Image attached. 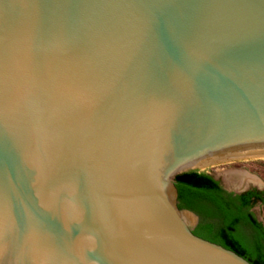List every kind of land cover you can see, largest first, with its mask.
Returning <instances> with one entry per match:
<instances>
[{
	"label": "water",
	"instance_id": "95a60500",
	"mask_svg": "<svg viewBox=\"0 0 264 264\" xmlns=\"http://www.w3.org/2000/svg\"><path fill=\"white\" fill-rule=\"evenodd\" d=\"M192 171L264 172V0H0V264H250Z\"/></svg>",
	"mask_w": 264,
	"mask_h": 264
},
{
	"label": "trees",
	"instance_id": "16d2710c",
	"mask_svg": "<svg viewBox=\"0 0 264 264\" xmlns=\"http://www.w3.org/2000/svg\"><path fill=\"white\" fill-rule=\"evenodd\" d=\"M178 209L199 217L193 234L234 252L250 264H264V229L249 212L250 197L225 191L206 173L175 177Z\"/></svg>",
	"mask_w": 264,
	"mask_h": 264
},
{
	"label": "rangeland",
	"instance_id": "374dc122",
	"mask_svg": "<svg viewBox=\"0 0 264 264\" xmlns=\"http://www.w3.org/2000/svg\"><path fill=\"white\" fill-rule=\"evenodd\" d=\"M227 174H234V175H240L242 176L246 181L244 184L236 183L233 180H228L226 178ZM209 176H212L218 183L222 185V187L240 191V189L245 188V190L251 189V188H257L260 190H264V172H241V173H208ZM238 184V185H237ZM241 184V185H240ZM244 190V189H243ZM256 218L264 223V208L256 207L253 210ZM190 216V215H189ZM188 218V224L191 229L195 228L196 226V220L194 217Z\"/></svg>",
	"mask_w": 264,
	"mask_h": 264
},
{
	"label": "flooded vegetation",
	"instance_id": "af4514ba",
	"mask_svg": "<svg viewBox=\"0 0 264 264\" xmlns=\"http://www.w3.org/2000/svg\"><path fill=\"white\" fill-rule=\"evenodd\" d=\"M249 192H257L256 195L250 197V201H249L250 209H249V212L254 216V218L257 221V223L261 224V226L264 229V223L259 221L256 218V216H255V214L253 212L254 208H256V207L264 208V190H260V189H257V188H251V189H248V190H246L245 192H243L241 194H235V195H242V194H246V193H249ZM196 217H197V220H196V226H197L198 223H199V217L198 216H196ZM196 226H195V228H196ZM195 228L191 229L192 233H193Z\"/></svg>",
	"mask_w": 264,
	"mask_h": 264
},
{
	"label": "bare ground",
	"instance_id": "6f19581e",
	"mask_svg": "<svg viewBox=\"0 0 264 264\" xmlns=\"http://www.w3.org/2000/svg\"><path fill=\"white\" fill-rule=\"evenodd\" d=\"M226 178L230 181V180H233V181H235L236 183H241V184H244L245 183V179L242 177V176H240V175H232V174H227L226 175ZM240 184V185H241ZM238 185V184H237ZM186 216H189V215H183L182 216V218L184 219V221L186 222V223H188V218L186 217ZM189 217H191V216H189Z\"/></svg>",
	"mask_w": 264,
	"mask_h": 264
}]
</instances>
